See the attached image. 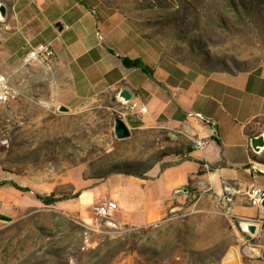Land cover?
<instances>
[{
	"label": "rangeland",
	"instance_id": "obj_1",
	"mask_svg": "<svg viewBox=\"0 0 264 264\" xmlns=\"http://www.w3.org/2000/svg\"><path fill=\"white\" fill-rule=\"evenodd\" d=\"M112 2L114 12L160 47L162 60L194 76L264 64V0ZM117 121L128 137L117 136ZM139 124L115 98L76 110L0 105V181L28 189L0 188V264H254V223L226 213L219 198L192 185L170 198L162 219L142 227L125 224L120 212L98 218L92 203L74 198L112 175L146 173L164 153L191 147L168 127L135 129ZM254 159L264 163V153ZM100 193L94 188L85 198ZM139 193L133 208L143 201ZM52 194L66 199L45 205L36 197Z\"/></svg>",
	"mask_w": 264,
	"mask_h": 264
},
{
	"label": "crops",
	"instance_id": "obj_2",
	"mask_svg": "<svg viewBox=\"0 0 264 264\" xmlns=\"http://www.w3.org/2000/svg\"><path fill=\"white\" fill-rule=\"evenodd\" d=\"M1 7L0 75L9 77L16 103L76 110L115 98L138 118L135 129L168 127L192 147L165 157L145 178L112 175L77 199L92 208L101 198L116 200L124 223L142 227L162 219L170 198L192 185L219 198L226 213L254 223L252 256L254 264H264V207H252L248 197L253 187L264 190V163L254 159L264 146L251 145L257 137L264 141V64L245 73L194 76L162 60L160 47L143 38L133 20L114 12L112 0H0ZM41 44L50 45L54 56L26 64L28 52ZM123 57L142 59L152 78L124 67ZM122 90L131 94L128 102L120 98ZM198 140L207 142L203 150L195 146ZM166 163L173 166L161 172ZM125 181L133 188L123 186ZM94 188L101 197L85 198ZM136 192L143 201L133 208Z\"/></svg>",
	"mask_w": 264,
	"mask_h": 264
},
{
	"label": "built area",
	"instance_id": "obj_3",
	"mask_svg": "<svg viewBox=\"0 0 264 264\" xmlns=\"http://www.w3.org/2000/svg\"><path fill=\"white\" fill-rule=\"evenodd\" d=\"M54 56V51L50 45L41 44L32 49L25 58L26 64L35 62H47ZM17 97L16 92L9 83V77L0 75V105L8 104L11 100ZM146 112L145 107H141L140 113ZM207 142L204 140H198L195 142V146L203 150ZM178 192H182L179 190ZM176 192V193H178ZM250 205L254 208L260 209L264 207V190L261 188L253 187L248 192ZM119 210V205L116 200H107L98 204H95L92 208L93 213L101 219H112Z\"/></svg>",
	"mask_w": 264,
	"mask_h": 264
},
{
	"label": "trees",
	"instance_id": "obj_4",
	"mask_svg": "<svg viewBox=\"0 0 264 264\" xmlns=\"http://www.w3.org/2000/svg\"><path fill=\"white\" fill-rule=\"evenodd\" d=\"M121 61H122V64L124 67L126 68H129V69H132V68H135V69H139L141 70L143 73L149 75L150 77H152V69L146 65L142 59L140 58H136V59H130L129 57H123L121 58ZM192 151V147L188 148L187 152H191ZM172 154H176V155H179V154H182L181 150H177L175 152H172V153H164L160 159H164L165 157L169 156V155H172ZM154 165V164H153ZM173 166L172 163H166V164H162L161 165V172H163L166 168L168 167H171ZM153 166H151L152 168ZM150 168V169H151ZM122 172L120 173H117V174H121ZM145 173L141 174V173H128L127 175H132V176H135V177H138V178H145L144 176ZM6 185H10L18 190H21V191H28V189H24V188H21L20 186H18L17 184H15L14 182H7V181H0V188L3 187V186H6ZM81 192H78L74 198H78L80 196ZM41 202H43L45 205H54L56 203H59L61 201H64L66 198L64 197H56L55 195H49V196H40V195H37L36 196Z\"/></svg>",
	"mask_w": 264,
	"mask_h": 264
},
{
	"label": "water",
	"instance_id": "obj_5",
	"mask_svg": "<svg viewBox=\"0 0 264 264\" xmlns=\"http://www.w3.org/2000/svg\"><path fill=\"white\" fill-rule=\"evenodd\" d=\"M0 15L2 17L5 16V9L2 7L0 8ZM119 96L125 102H128L131 98V94L127 90H122L120 92ZM116 134L120 138H125V137H128L130 135L129 129L123 121H117V123H116ZM251 145L254 149H257V147L264 146V141L261 137H257V138H254L251 140ZM251 231H252V229H251Z\"/></svg>",
	"mask_w": 264,
	"mask_h": 264
},
{
	"label": "bare ground",
	"instance_id": "obj_6",
	"mask_svg": "<svg viewBox=\"0 0 264 264\" xmlns=\"http://www.w3.org/2000/svg\"><path fill=\"white\" fill-rule=\"evenodd\" d=\"M263 148V146L257 147V149Z\"/></svg>",
	"mask_w": 264,
	"mask_h": 264
}]
</instances>
